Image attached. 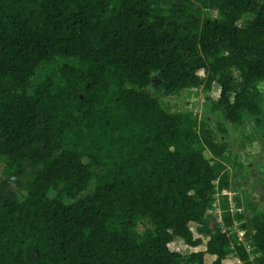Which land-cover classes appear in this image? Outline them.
I'll list each match as a JSON object with an SVG mask.
<instances>
[{
    "label": "trees",
    "instance_id": "obj_1",
    "mask_svg": "<svg viewBox=\"0 0 264 264\" xmlns=\"http://www.w3.org/2000/svg\"><path fill=\"white\" fill-rule=\"evenodd\" d=\"M170 1L166 12L160 0H0V264H225L230 246L241 264H264V214L245 233L252 259L205 224L229 176L204 152L223 158L225 146L144 91L153 74L157 93L217 84L212 110L264 125L252 93L264 83V0H197L218 12L202 19ZM58 58L82 66L64 63L28 93ZM140 218L152 229L137 233ZM191 224L209 236L205 251L171 250L174 238L201 244Z\"/></svg>",
    "mask_w": 264,
    "mask_h": 264
},
{
    "label": "rangeland",
    "instance_id": "obj_2",
    "mask_svg": "<svg viewBox=\"0 0 264 264\" xmlns=\"http://www.w3.org/2000/svg\"><path fill=\"white\" fill-rule=\"evenodd\" d=\"M177 3L189 11V18L218 17L215 7L203 6L197 0ZM171 4L170 0H160V5L166 12L171 8ZM251 18V14H246L238 24L243 26ZM64 63L82 66L74 60L63 58L55 59L52 63H44L37 68L34 76L29 80L27 92L31 93L33 88L48 75L57 78L58 68ZM232 73L237 78L235 87L239 88L241 85L238 72L232 70ZM157 80L156 74H153L151 84L145 87L144 91L156 97L166 111L190 114L197 121V130L202 138L208 134L214 143L225 146L226 151L223 158L213 156L208 150L204 152L215 167L217 174L225 172L229 176L228 188L214 190L211 212L205 217V224L213 230L218 228L228 230L234 241L244 243L252 259L254 250L245 237V233L246 230L252 229L253 217L264 214V125H258L255 118L247 112L242 114L239 121L231 122L226 121L218 111L212 110V104L219 95L217 84H214L210 91L199 86L168 94L155 91L153 83ZM252 93L259 101L260 106H264V83L256 82L252 87ZM4 162L5 157L0 156V181L5 179L2 174ZM23 182L24 180L15 183L13 179H10L9 188L18 195H22L24 194L21 189ZM91 190L92 184L87 192ZM53 195H55L54 190L50 192V196ZM66 201H71V199L66 198ZM224 215L233 220V225L229 229L225 226ZM242 224H245L246 227H242ZM190 228L195 237L201 238V244L197 247H190L184 244L181 239L174 238L169 244L171 250L177 251L181 255L194 251H205V244L209 236L201 226L191 224ZM150 229H152V225L145 218L134 222V230L137 233H143ZM226 250L228 255L224 260L225 264H241L232 246ZM213 259V256L204 254L205 264L210 263ZM178 262L182 263L183 259H179Z\"/></svg>",
    "mask_w": 264,
    "mask_h": 264
}]
</instances>
